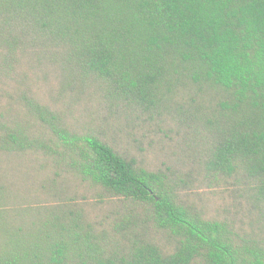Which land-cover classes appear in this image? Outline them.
I'll return each instance as SVG.
<instances>
[{"label": "trees", "instance_id": "obj_1", "mask_svg": "<svg viewBox=\"0 0 264 264\" xmlns=\"http://www.w3.org/2000/svg\"><path fill=\"white\" fill-rule=\"evenodd\" d=\"M0 264H264V0H0Z\"/></svg>", "mask_w": 264, "mask_h": 264}, {"label": "rangeland", "instance_id": "obj_2", "mask_svg": "<svg viewBox=\"0 0 264 264\" xmlns=\"http://www.w3.org/2000/svg\"><path fill=\"white\" fill-rule=\"evenodd\" d=\"M82 108H83V105L81 107H79L77 109V111H81ZM177 128L179 129V131L177 130ZM184 131H185V127L180 126L178 123L171 124L170 126L167 123V124L161 125V129L157 132L156 136H154L153 134L148 135L147 138L150 137V138H152V140H155L154 147L152 149H150L149 156H151L153 158L152 160H154V161L157 159L158 164H156V166H160L162 162H166L167 164H171L170 160L167 157H165V156L157 157L158 153L160 154L161 149H162V147H164L165 144H170V148L173 151H176V149L181 144L182 140L185 139ZM138 136H140L139 133H138ZM206 203L210 207V212L214 213L216 206H219L222 203V200L213 201L212 198H208L206 200ZM221 206L218 209H220ZM217 212H218V210H217Z\"/></svg>", "mask_w": 264, "mask_h": 264}]
</instances>
